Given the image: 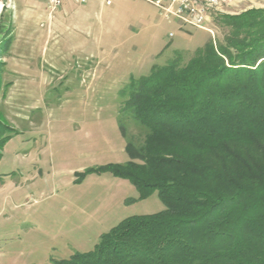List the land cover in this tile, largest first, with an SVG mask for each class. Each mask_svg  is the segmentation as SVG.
Masks as SVG:
<instances>
[{"label": "rangeland", "instance_id": "374dc122", "mask_svg": "<svg viewBox=\"0 0 264 264\" xmlns=\"http://www.w3.org/2000/svg\"><path fill=\"white\" fill-rule=\"evenodd\" d=\"M71 5L50 14L41 0H15L0 19V118L11 127L0 147V264H55L128 217L163 211L157 192L141 197L101 170L131 161L127 137L143 136L121 120L119 92L175 52L187 61L222 41L219 18L264 10V0H230L201 30L169 24L143 0Z\"/></svg>", "mask_w": 264, "mask_h": 264}, {"label": "trees", "instance_id": "16d2710c", "mask_svg": "<svg viewBox=\"0 0 264 264\" xmlns=\"http://www.w3.org/2000/svg\"><path fill=\"white\" fill-rule=\"evenodd\" d=\"M225 18L222 41L187 61L175 52L119 92L121 120L143 136L121 124L131 161L101 170L165 209L55 264H264V10ZM10 130L0 118V147Z\"/></svg>", "mask_w": 264, "mask_h": 264}, {"label": "built area", "instance_id": "2783aa9c", "mask_svg": "<svg viewBox=\"0 0 264 264\" xmlns=\"http://www.w3.org/2000/svg\"><path fill=\"white\" fill-rule=\"evenodd\" d=\"M46 10L53 14L63 5V0H41ZM80 6L91 0H70ZM157 9L159 16L166 21H174L182 25L207 30L205 24L213 13L226 5L230 0H143ZM109 4L108 1H106ZM15 0H0V19L4 13L14 9ZM170 36H172L170 34Z\"/></svg>", "mask_w": 264, "mask_h": 264}, {"label": "crops", "instance_id": "0c3cea01", "mask_svg": "<svg viewBox=\"0 0 264 264\" xmlns=\"http://www.w3.org/2000/svg\"><path fill=\"white\" fill-rule=\"evenodd\" d=\"M96 2V0H91L87 5H84L83 7L85 8V9H91L92 8V5L91 4H94ZM72 4V2L70 1V0H63V5H62V8L61 9H70L69 7L70 6H72L71 5ZM140 20H142V19H140ZM164 20V19H163ZM166 21V20H165ZM167 22H169V24L171 23V24H179V23H176V22H174V21H167ZM169 36H170V34H169ZM171 37V36H170Z\"/></svg>", "mask_w": 264, "mask_h": 264}]
</instances>
